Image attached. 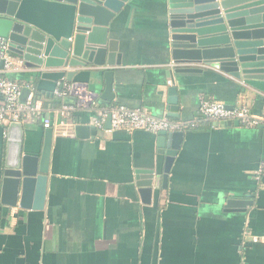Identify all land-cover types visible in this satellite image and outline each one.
<instances>
[{"label": "crops", "instance_id": "0c3cea01", "mask_svg": "<svg viewBox=\"0 0 264 264\" xmlns=\"http://www.w3.org/2000/svg\"><path fill=\"white\" fill-rule=\"evenodd\" d=\"M111 27L120 64L80 70L72 82L85 84L99 108H146L157 118L170 113L167 89L173 85V120L197 127L184 130L162 188L158 135L104 128L76 137L74 126L88 125L94 110L73 112L61 125L54 113L57 83L35 78L16 59L6 77L41 96L52 144L42 201L34 186L26 207L19 206L20 196L15 206L4 204L0 175V264H264V172L256 175L264 163V128L228 127L198 114L205 99L261 115L264 95L212 69L176 73L165 0H129ZM106 70L113 72L108 104L100 100ZM45 130L39 123L23 125V154H40ZM7 138V127L0 126V169ZM150 170L158 188L142 197L137 173ZM230 200L236 205L228 206Z\"/></svg>", "mask_w": 264, "mask_h": 264}, {"label": "water", "instance_id": "95a60500", "mask_svg": "<svg viewBox=\"0 0 264 264\" xmlns=\"http://www.w3.org/2000/svg\"><path fill=\"white\" fill-rule=\"evenodd\" d=\"M129 0H0V38L21 66L34 77L58 83L72 82L80 70L102 71L120 63L117 43L111 38V22ZM171 60L176 73H200L208 68L229 76L242 86L264 95V0H165ZM197 67H201L197 69ZM112 71L103 73L104 104L113 100ZM29 89L22 90L24 101ZM169 118H177V88L167 89ZM75 99H63L73 105ZM231 109V106H226ZM225 126H239L226 122ZM110 129V117L105 127ZM76 137L95 135L89 125H75ZM6 156L0 169L1 201L26 207L37 187L42 201L52 144V129L44 132L39 155L22 153L23 125L10 123ZM158 153L164 155L160 180L154 171H139L137 186L150 196L161 181L165 188L184 133L157 134ZM159 180V181H158ZM236 201H228L235 206ZM249 205V201L243 203ZM40 207V206H39Z\"/></svg>", "mask_w": 264, "mask_h": 264}, {"label": "built area", "instance_id": "2783aa9c", "mask_svg": "<svg viewBox=\"0 0 264 264\" xmlns=\"http://www.w3.org/2000/svg\"><path fill=\"white\" fill-rule=\"evenodd\" d=\"M16 59L8 50L6 42L0 38V126L6 128L10 123L22 125L41 124L42 128L49 129L52 120L45 115V108L29 87L24 86L8 77L6 74L17 64ZM30 90L24 101L20 100L22 90ZM53 95L61 101L67 97L75 99L73 105H61L54 113L66 124L71 113L80 110L93 109L95 115L89 120L88 125L97 131H103L108 117H110L109 131H125L132 133L143 131L153 135L160 132L173 133L189 128H196L197 122L175 121L168 116L154 117L146 108H128L122 105H107L97 107V97L90 92L86 85L78 82H58L53 90ZM199 117L213 123L237 122L243 128H264V111L261 115H254L247 106H235L227 109L219 102L201 99L198 106ZM264 172V163L260 166L257 176ZM245 235H249L246 230ZM257 239L253 237V242Z\"/></svg>", "mask_w": 264, "mask_h": 264}, {"label": "trees", "instance_id": "16d2710c", "mask_svg": "<svg viewBox=\"0 0 264 264\" xmlns=\"http://www.w3.org/2000/svg\"><path fill=\"white\" fill-rule=\"evenodd\" d=\"M35 96H36V98L37 99H39V97H41L39 94H35ZM55 99L57 100L54 104H56L54 107L56 108V109H59L60 107H61V105H62V101L59 99V98H56L55 97ZM44 106L46 107V105L44 104Z\"/></svg>", "mask_w": 264, "mask_h": 264}]
</instances>
